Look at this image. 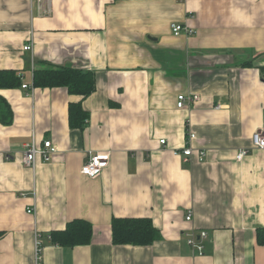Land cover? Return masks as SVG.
<instances>
[{
  "label": "crops",
  "instance_id": "crops-1",
  "mask_svg": "<svg viewBox=\"0 0 264 264\" xmlns=\"http://www.w3.org/2000/svg\"><path fill=\"white\" fill-rule=\"evenodd\" d=\"M60 68L92 72L94 90L31 87L34 70ZM0 70L27 85L0 89V264H35L37 239L40 264H264V148L251 143L264 128V0H0ZM181 93L198 98L178 108ZM76 103L86 116L72 126ZM188 131L201 160L182 159ZM46 139L53 159L24 165ZM102 152L101 173L82 175ZM113 218H149L158 238L114 244ZM73 219L90 222V242L53 243ZM200 231L197 254L186 239Z\"/></svg>",
  "mask_w": 264,
  "mask_h": 264
},
{
  "label": "trees",
  "instance_id": "trees-1",
  "mask_svg": "<svg viewBox=\"0 0 264 264\" xmlns=\"http://www.w3.org/2000/svg\"><path fill=\"white\" fill-rule=\"evenodd\" d=\"M33 87H65L70 94L86 96L94 90V76L90 71L73 68L33 71ZM21 86L20 76L12 70H0V89ZM86 116L79 103L70 104V125L77 126ZM11 110L0 96V122L8 123ZM92 225L85 219L67 222L61 231H53L50 240L61 246L72 247L90 242ZM111 238L114 244L149 245L158 238V230L149 218H113ZM257 241L264 244V229H258Z\"/></svg>",
  "mask_w": 264,
  "mask_h": 264
},
{
  "label": "built area",
  "instance_id": "built-area-1",
  "mask_svg": "<svg viewBox=\"0 0 264 264\" xmlns=\"http://www.w3.org/2000/svg\"><path fill=\"white\" fill-rule=\"evenodd\" d=\"M41 1V0H38ZM44 1H50V0H44ZM170 30L173 35L178 36L181 34L190 35L193 32V29L189 27L186 24L181 23H171L170 24ZM31 42L26 43L23 46L24 50H30L32 47ZM22 88H27V85L23 84L21 86ZM33 87V86H31ZM198 97L197 95H186L184 93L178 94L176 97V106L178 108L183 107L185 104L190 103L191 101L196 100ZM195 137V134L191 131H188L187 137H186V146L181 149L182 159L183 161H191L192 156L194 152L196 153L199 160L203 156H205L206 152H203L201 150L194 151L193 147L190 145V141ZM160 143L162 145L165 144V139H160ZM251 143L253 147L256 148H264V128L256 130L251 135ZM55 148L52 145V142L48 139L43 140L41 144H37L34 141H32L30 144H27L26 147L23 150L21 161L24 165L29 167H34L36 162L38 160L41 161H50L54 157ZM177 153V152H174ZM247 154L246 149H240L237 154L236 158L241 159ZM109 160V153L108 152H102V153H91L87 160L83 163V165L80 168V173L82 175H86L89 177H95L99 175L103 168H105L108 164ZM32 208H27L26 211L30 213ZM185 219L187 221H190L191 219V213H188L185 216ZM207 233L205 231H200L198 234L192 233L188 234L187 236V243L190 245L193 251H196L197 254H202V248L203 244L202 241L206 238ZM40 246H41V240H36V252H35V264H40Z\"/></svg>",
  "mask_w": 264,
  "mask_h": 264
}]
</instances>
